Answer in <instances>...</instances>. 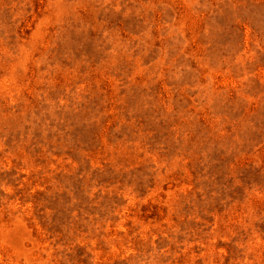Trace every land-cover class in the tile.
Listing matches in <instances>:
<instances>
[{
	"label": "rangeland",
	"instance_id": "374dc122",
	"mask_svg": "<svg viewBox=\"0 0 264 264\" xmlns=\"http://www.w3.org/2000/svg\"><path fill=\"white\" fill-rule=\"evenodd\" d=\"M0 264H264V0H0Z\"/></svg>",
	"mask_w": 264,
	"mask_h": 264
}]
</instances>
